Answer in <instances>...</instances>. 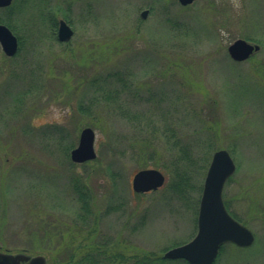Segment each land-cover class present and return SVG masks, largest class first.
<instances>
[{"label":"rangeland","instance_id":"obj_1","mask_svg":"<svg viewBox=\"0 0 264 264\" xmlns=\"http://www.w3.org/2000/svg\"><path fill=\"white\" fill-rule=\"evenodd\" d=\"M60 20L74 31L68 42L58 40ZM0 24L21 38L14 57L0 45L1 252L58 264L105 235L128 254L163 257L196 235L211 157L225 149L236 170L223 199L255 241L226 244L215 264H264V0H13ZM237 39L260 51L233 61ZM120 78L134 91L102 101L93 84L111 90ZM85 127L97 157L74 163ZM182 148L209 156L186 205L167 190ZM147 168L166 182L135 193L133 176ZM77 181L90 192L89 216Z\"/></svg>","mask_w":264,"mask_h":264},{"label":"water","instance_id":"obj_2","mask_svg":"<svg viewBox=\"0 0 264 264\" xmlns=\"http://www.w3.org/2000/svg\"><path fill=\"white\" fill-rule=\"evenodd\" d=\"M196 0H178L187 6ZM13 0H0V8L8 7ZM148 10L141 13L146 18ZM74 35L72 28L64 21H59L57 37L60 42H68ZM0 45L8 57H14L19 50L18 37L5 24H0ZM260 46L245 39H237L228 47L230 58L242 62L258 52ZM97 157L95 150V132L85 127L80 133L79 143L70 152L74 163H85ZM236 165L225 149L213 153L203 184L197 217V233L194 238L182 245L169 249L164 259H182L189 264H214L223 245L232 243L247 248L254 244L255 236L251 229L235 219L227 210L223 200V189L228 178L235 172ZM166 176L155 168L142 169L132 179L135 193H148L161 188ZM0 264H47L42 255L31 257L25 254H10L0 251Z\"/></svg>","mask_w":264,"mask_h":264},{"label":"trees","instance_id":"obj_3","mask_svg":"<svg viewBox=\"0 0 264 264\" xmlns=\"http://www.w3.org/2000/svg\"><path fill=\"white\" fill-rule=\"evenodd\" d=\"M10 27L11 23H10ZM19 39V45L21 38ZM121 84H119V82ZM117 81L118 86L114 89H108L103 83H94L96 92L101 93V100L108 103L117 102L118 97L123 93H129L134 91L131 83L127 80L119 79ZM126 82V83H125ZM111 86V81L109 83ZM144 117V116H142ZM167 133L164 132V135ZM166 136V135H165ZM167 137V136H166ZM172 137V136H171ZM168 138V137H167ZM169 139V138H168ZM173 139H176L173 138ZM190 149L182 148L180 155L177 159L173 158L170 166L166 167V171L171 175V181L167 185L168 194L170 197L179 200L183 204H190L194 199L192 194L198 192L200 187L196 183L195 175L204 171V165L209 159V156L205 154H196L194 156ZM194 152V151H193ZM209 162V161H208ZM208 164V163H207ZM152 167H158L151 165ZM75 193L78 199L81 201L83 212L86 216L91 214V195L85 185H82L77 181L75 186ZM184 201V202H183ZM87 217L84 214L81 215V221L85 222ZM241 221V220H240ZM96 225V224H95ZM225 246V245H224ZM224 246L221 247L220 253L224 250ZM220 256V255H219ZM58 264H189L185 260H170L164 259L162 255L155 252L146 253H132L118 248L111 238L105 235L95 240L93 237L85 239L80 242L72 252L68 253L67 259L61 261Z\"/></svg>","mask_w":264,"mask_h":264},{"label":"bare ground","instance_id":"obj_4","mask_svg":"<svg viewBox=\"0 0 264 264\" xmlns=\"http://www.w3.org/2000/svg\"><path fill=\"white\" fill-rule=\"evenodd\" d=\"M235 170H236V169H235ZM202 190H203V188H202ZM201 195H202V193H201ZM217 259H218V257H217ZM217 259H216V262H217ZM216 262H215V263H216Z\"/></svg>","mask_w":264,"mask_h":264}]
</instances>
